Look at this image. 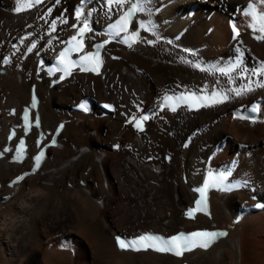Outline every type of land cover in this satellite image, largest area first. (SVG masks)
<instances>
[{"label": "bare ground", "instance_id": "obj_1", "mask_svg": "<svg viewBox=\"0 0 264 264\" xmlns=\"http://www.w3.org/2000/svg\"><path fill=\"white\" fill-rule=\"evenodd\" d=\"M77 1L46 0L29 7L27 0H0V71L2 54L12 56L0 72V144L17 121L9 110L29 103L32 85L40 98L41 125L30 138L67 120L59 146L49 149L38 172L19 184L7 186L30 169V160L19 165L0 159L1 192L10 194L0 202V264H264V209L232 223L238 206L264 198V100L252 120L239 121L230 113L264 98V88L255 83L264 81V74L253 75L264 61V40L246 36L250 21L245 16L236 17L237 37L227 24L245 0H147L146 11L137 14L139 23L149 25L139 44L131 49L111 45L101 75L76 73L48 88L45 78L37 82L36 77L70 33V24L87 19L93 40L100 36L98 28L119 12L116 5L109 12L108 4L93 0L77 18ZM17 6L23 11L14 14ZM177 33L178 40H160ZM30 44L35 47L26 53ZM249 85L252 91L235 95ZM177 88L224 89L229 97L197 112H157L160 94ZM84 97L92 100L89 113L71 111ZM103 100L114 102L116 110L99 117L96 103ZM139 107L152 108L142 133L124 123ZM187 136L191 143L184 147ZM113 144H119L117 151L111 150ZM207 168L231 169L230 179L242 187L213 192L210 218L184 219L191 188ZM198 221L228 234L207 250L180 259L149 250L122 251L113 240L117 232L168 234L197 227Z\"/></svg>", "mask_w": 264, "mask_h": 264}, {"label": "snow or ice", "instance_id": "obj_2", "mask_svg": "<svg viewBox=\"0 0 264 264\" xmlns=\"http://www.w3.org/2000/svg\"><path fill=\"white\" fill-rule=\"evenodd\" d=\"M127 0H107L108 4V10L109 12L112 11V6L116 5L118 10H123L124 6L126 4ZM147 0H135V2L130 3V6L127 7L126 10L123 11V14L120 15L119 19L116 20L114 24L110 25V29L113 30L117 35L120 33H128L129 32V25L133 20V17H135L138 13H143L146 11V4ZM36 3H40V0H36ZM261 3H264V0H261ZM31 7V5H29ZM21 7H17L16 11L19 12L21 11ZM245 14L250 15L252 19V23L249 24V27L253 29V32L255 33L257 30L261 33L260 35H257L255 38L258 40H264V12H258L257 11V5L253 3H249L245 9ZM77 18H79L82 13L77 12L76 13ZM90 15V14H89ZM55 26V21H53V28ZM73 27H76V25H73ZM139 28L147 30L149 25L145 24L143 21H141L138 25ZM234 31H236V35L239 36V31L235 29V25H233ZM91 31L88 25L87 19L84 20L83 26L78 29L77 36L72 37V41L75 42L73 45L72 50L74 51H82L84 48V43H83V37L86 32ZM139 32L138 31H131L130 36L125 37V42H128L129 39H131L133 42H135L136 38H138ZM79 37V39H78ZM152 41H149L151 43ZM35 47V45H33ZM102 47V45H97V51L96 52H88L84 56L81 57L82 61H90L92 59L96 60V67L92 68V71H98L99 64L102 63L100 60V55H99V48ZM31 51V49H29ZM69 50H65V52L61 53L60 56V62L62 64L66 63L65 57L67 55V52ZM199 67V65H197ZM83 70H89L87 68H84ZM220 72H225L226 70L221 68L218 69ZM232 69L229 68L227 71L230 72ZM67 72V69H65ZM264 74V61L260 62V66L258 69L253 70V75L256 74ZM256 86L258 88H264V81H256ZM253 89L249 85L247 88L244 89H237L235 90V95L240 96L242 92L244 91H252ZM217 93H212V97L209 98L208 96H202V97H196L195 94H191L188 97H177L176 99L180 100L181 102H187V101H197V100H204L208 101L211 104H216V103H221L223 100H227L228 96L224 95L221 97V99H216ZM165 102L172 101L173 97L171 96H166ZM36 106V99L33 97L32 101V107ZM192 107H200L199 103H192ZM81 108H83L85 111H87V107L85 104L80 105ZM105 107H110L109 105H105ZM173 111H175V106H173ZM243 118V117H240ZM25 119L27 120V113H25ZM147 116H142L140 119H136L133 117L132 122H134L135 126L138 129L143 130V121L147 120ZM37 125L39 124V119L37 118L36 120ZM63 128V125L60 126ZM53 144H55V140L52 141ZM23 145L24 141L20 140V155L17 156V159H20L23 153ZM44 153L43 151L40 152L39 155L35 157V167L33 169V172H35L37 169L40 167V162L41 159L43 158ZM25 174L24 176H19L15 180L12 181V184H17L25 179ZM220 187V183L214 178L211 173L209 174L208 180L204 182V187L203 188H198L196 191L201 193V199L196 201V208L190 209L187 212V215L189 217H193L194 213L197 211H206L207 209V204L204 198V193L208 187ZM221 190H225L221 188ZM5 200L8 199V197L4 198ZM203 204V207L201 205ZM227 233L225 232H215V231H196L192 232L190 234H183L180 233L178 235H173L170 238H163L160 236L148 234V235H140L136 239L132 240H126L124 238H121L119 236L116 237V242L118 247L121 250H127V249H132L136 251L140 250H147V249H153L158 252H171L174 253L177 256L183 255L185 251H190L196 247L204 248L207 249L210 247L215 240L218 237L225 236Z\"/></svg>", "mask_w": 264, "mask_h": 264}, {"label": "rangeland", "instance_id": "obj_3", "mask_svg": "<svg viewBox=\"0 0 264 264\" xmlns=\"http://www.w3.org/2000/svg\"><path fill=\"white\" fill-rule=\"evenodd\" d=\"M143 46V45H142ZM238 148L240 149V147L238 146ZM146 161H149V160H146ZM117 233H119V232H117Z\"/></svg>", "mask_w": 264, "mask_h": 264}]
</instances>
